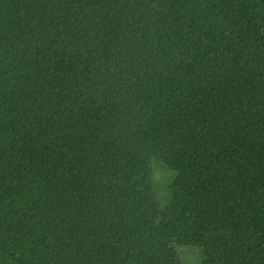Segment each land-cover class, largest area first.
I'll list each match as a JSON object with an SVG mask.
<instances>
[{
  "label": "trees",
  "instance_id": "obj_1",
  "mask_svg": "<svg viewBox=\"0 0 264 264\" xmlns=\"http://www.w3.org/2000/svg\"><path fill=\"white\" fill-rule=\"evenodd\" d=\"M176 245L264 264V0H0V264Z\"/></svg>",
  "mask_w": 264,
  "mask_h": 264
},
{
  "label": "rangeland",
  "instance_id": "obj_2",
  "mask_svg": "<svg viewBox=\"0 0 264 264\" xmlns=\"http://www.w3.org/2000/svg\"><path fill=\"white\" fill-rule=\"evenodd\" d=\"M159 165H160V163H158V165H156L155 167H158ZM173 173H174V171H173ZM156 175H157V173H156ZM166 198L167 197L165 195H163V196L159 195V201L162 205L166 204L165 203L167 201ZM176 249H177L178 254L181 258V261H182L181 264H198L201 261L202 249L200 247L191 246V245H176ZM199 250L201 252H199Z\"/></svg>",
  "mask_w": 264,
  "mask_h": 264
}]
</instances>
